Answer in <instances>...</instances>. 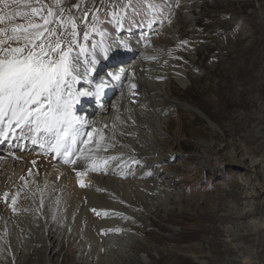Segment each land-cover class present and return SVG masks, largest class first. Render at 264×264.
<instances>
[{
  "label": "rangeland",
  "instance_id": "obj_1",
  "mask_svg": "<svg viewBox=\"0 0 264 264\" xmlns=\"http://www.w3.org/2000/svg\"><path fill=\"white\" fill-rule=\"evenodd\" d=\"M0 16L5 29L47 18L64 43L75 32L89 59L92 44L97 53L100 46L129 45L95 66L89 78L106 79L108 86L99 101L80 98L84 105L78 112L109 107L123 78L116 65L151 42L165 66L173 61L190 79L185 89L175 81L168 85L171 99L197 109L171 106L165 112V152L158 169L168 177L159 190L171 193L169 204L143 214V225L137 219L127 225L138 235L130 247L135 255L97 264H264V0H0ZM73 48L75 55L79 48ZM77 87L89 86L82 81ZM8 141L0 156L11 150ZM16 224L9 218L5 233L10 236L9 225ZM56 227L59 264H92L79 254L85 234L69 237L59 220ZM33 253L26 251L22 261L16 255L2 262L0 256V264H48L44 255Z\"/></svg>",
  "mask_w": 264,
  "mask_h": 264
},
{
  "label": "bare ground",
  "instance_id": "obj_2",
  "mask_svg": "<svg viewBox=\"0 0 264 264\" xmlns=\"http://www.w3.org/2000/svg\"><path fill=\"white\" fill-rule=\"evenodd\" d=\"M188 18L192 19L190 13ZM12 26L7 29L9 34ZM157 49L158 45L151 42L116 65L123 78L121 88L111 94L109 107L78 112L84 99L75 106L76 114L87 122L86 132L80 131L72 148L76 153L73 158L79 157L76 165L65 164L62 155L50 152L43 135L37 134L36 147H32L33 134L28 128H13L9 132L6 140H11L13 146L9 153L0 156L2 262L10 257L15 259L16 255L22 261L26 251H32L37 256L44 255L48 264H59L58 220L69 231V237L76 232L85 234L84 239L79 238V254L87 255L92 264L135 255L130 247H134L138 235L127 225L135 219L143 225L147 222L143 214H152L170 201L171 193L159 190L162 180L169 183L158 169V161L165 152V112L171 106L193 109L170 98V83L175 81L185 89L190 79L173 61L165 66L163 58L157 57ZM100 77L97 72V80ZM132 83L136 84L135 89L131 88ZM92 128L97 131L90 143L84 145L82 141L88 139L86 133ZM3 140L0 137V144ZM85 159L87 163L83 162ZM94 161L97 171L91 167ZM79 171L85 175L78 177ZM81 180L84 187L80 186ZM5 192L10 194L7 202ZM11 197H15V204ZM90 206L99 210L92 211ZM9 218L17 223L15 229L9 225L10 236L3 227ZM40 228L46 230L39 232ZM43 247L49 253L41 250Z\"/></svg>",
  "mask_w": 264,
  "mask_h": 264
},
{
  "label": "snow or ice",
  "instance_id": "obj_3",
  "mask_svg": "<svg viewBox=\"0 0 264 264\" xmlns=\"http://www.w3.org/2000/svg\"><path fill=\"white\" fill-rule=\"evenodd\" d=\"M37 12L38 9L32 8L33 14ZM53 15L50 8L48 16ZM115 15L113 13L114 18ZM4 19V16H0V23ZM42 19V24L12 26L11 34L9 30L0 28V37H4L0 38V137L7 138L13 128H28L33 133L34 144L37 143V134L43 135L50 152L62 155L65 164L76 165L79 157L73 158L76 153L72 148L77 143L80 128L87 122L76 114L75 106L82 97H92L97 101L101 99L108 80L97 82L89 77L101 59H108L114 51L128 49L129 45L121 42L113 48L112 44H108L100 46L97 53L98 45L92 44L93 51L89 59L86 46L79 45L75 40V32L73 40L64 43L62 34L48 27L51 22L47 18ZM72 27H76L74 20ZM84 40L88 41L87 32L84 33ZM74 44L79 48L75 55ZM107 76L110 79H121V76L114 73H108ZM82 81L89 87L78 88L77 85ZM131 88L135 89L136 84L132 83ZM96 131V128H92L86 133L88 139L82 141L84 145L90 143ZM83 162L88 161L85 159ZM91 167L93 171L98 170L95 161ZM76 175L82 177L85 173L79 171ZM80 186H85L83 180ZM3 197L7 202L10 194L5 192ZM11 199L15 204V197Z\"/></svg>",
  "mask_w": 264,
  "mask_h": 264
},
{
  "label": "water",
  "instance_id": "obj_4",
  "mask_svg": "<svg viewBox=\"0 0 264 264\" xmlns=\"http://www.w3.org/2000/svg\"><path fill=\"white\" fill-rule=\"evenodd\" d=\"M193 109H196V108H193Z\"/></svg>",
  "mask_w": 264,
  "mask_h": 264
}]
</instances>
